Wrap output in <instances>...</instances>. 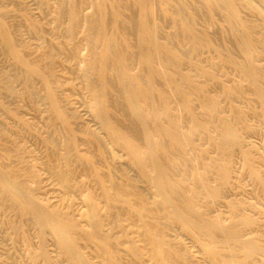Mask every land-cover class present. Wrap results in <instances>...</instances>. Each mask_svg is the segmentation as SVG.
Here are the masks:
<instances>
[{
	"label": "bare ground",
	"instance_id": "bare-ground-1",
	"mask_svg": "<svg viewBox=\"0 0 264 264\" xmlns=\"http://www.w3.org/2000/svg\"><path fill=\"white\" fill-rule=\"evenodd\" d=\"M41 1L46 4L48 0ZM88 1L61 3L55 20L67 34L66 43L48 46L36 61L20 53L17 40L0 15V41L13 55L15 64L32 80H41L55 134L61 133V127L66 131L60 147L57 138L45 142L48 166L65 192L67 209L53 207L41 198L40 175L35 165L22 170L6 163L19 152V145L4 148L6 162H0V195L5 198L0 199V215L15 212V218L7 220L12 239L26 244L31 264H56L49 253L48 236L71 264H183L182 255L169 238V226L175 224L201 241L214 263L264 264V235L247 232L258 227L261 218L240 212L241 208L234 203H229L228 221L204 213L224 198L237 153L243 160L242 174L254 178L253 195L264 205L263 156L257 149L246 148L244 138L255 129L250 116H256L264 125V0H254L256 4L253 0H202L208 20L217 6L223 8L224 20L241 55L240 60L226 55L224 63L248 83L246 89L222 82L215 62L192 60L184 51L162 41L156 21L158 2L172 22L174 40L189 44L193 54L208 45L206 35L195 27V12H187V0H91L93 11L86 15L82 7ZM240 3L248 4L261 16V21L244 20ZM172 4L173 9H168ZM30 28L38 31L33 21ZM82 46L86 47V54L71 73L82 80L89 107L109 138L111 149L94 132L89 133L88 141L95 147H79V136L72 129L57 94L60 85L73 88V84L63 82L53 64L43 66L40 62L46 58L54 62L65 47L69 48L68 58L76 61ZM217 51L223 54L226 50ZM197 77L221 85L222 94L229 102V114H220L218 96L206 95L207 86L197 83ZM32 80L26 90L33 89ZM15 82L9 77L6 90L23 98L25 94L16 90ZM239 97L256 101L260 111H246L235 105ZM174 101L182 114L172 112ZM195 101L203 116L195 112ZM0 106L18 123L29 126L28 121L2 101ZM116 113L124 119H118ZM196 133L202 134L219 159H209L210 148L195 142ZM11 135L9 131L2 132L5 138ZM107 150L123 151L135 162L139 174L153 190V200L130 179L117 183L97 166V160ZM22 175L27 179L21 180ZM78 176L84 177L86 183L79 182ZM75 190H81L86 206L79 218L73 214ZM246 204L260 210L258 205ZM26 223L35 230V250ZM112 223L113 228L120 229L119 234L104 232ZM82 241L94 246L96 260L84 251ZM122 245L129 256L119 254Z\"/></svg>",
	"mask_w": 264,
	"mask_h": 264
},
{
	"label": "rangeland",
	"instance_id": "rangeland-1",
	"mask_svg": "<svg viewBox=\"0 0 264 264\" xmlns=\"http://www.w3.org/2000/svg\"><path fill=\"white\" fill-rule=\"evenodd\" d=\"M68 1L69 0H48L46 4H43L41 0H0V15L12 35L17 40L22 55L36 61L39 59L42 51L45 50V48L47 49L48 46L57 47L59 44H62L63 46L66 43L67 34L64 31L63 26L56 22L55 15L60 11L61 3H67ZM253 2L256 4L254 0ZM173 7L174 4L167 6L170 10H172ZM187 9L188 13L195 12V27L206 35L208 45L198 54H193L189 44H182L179 40H174L172 37V35H174L172 22L166 15L162 4L158 2L155 5V10L158 16L156 21L159 25L162 41L168 42L172 47H177L181 52L184 51L183 53H186L185 55L192 60H196L200 63H206L209 61L215 62L219 66L216 72L220 76L222 82L246 89L248 83L240 80V77L235 70L224 63V57L226 55H231L238 60H240L241 55L224 20L223 8L217 6L214 16L209 20L207 17V10L202 4V0H187ZM239 9L241 17L244 20L251 23H259L261 21V16L250 8L248 4L240 3ZM82 10L86 15H89L93 11L91 0L83 5ZM136 10V7H133V12L136 13ZM30 21H33L38 25V31L31 30ZM65 21L67 22V19H65ZM132 39L136 42L135 37ZM230 39L233 42H230ZM217 49H220V51L225 49L226 51H222L223 54H220ZM68 50V47L61 50L54 62H52L51 58L43 59L40 62L43 66L53 64L60 79L63 82L70 81L73 84V88H68L66 85H60L57 88V94L69 118L72 129L79 136V147L81 149H84L87 146L95 147L93 142L88 141L89 133L94 132L98 134L100 138H102L103 143L111 149L109 138L89 107L88 95L83 88L82 80L75 74L71 73L72 70L78 67L81 63V58L86 54V47H81L80 57L76 61H71L68 58ZM262 67H264V59L262 60ZM0 76H4V78L1 77L0 79V101H2L10 110H13L29 122V126L18 123L0 106V162H6V159L3 156L5 147L14 144L19 145V152L13 155L10 159H7L6 163L22 170H26L35 165L40 175L38 184L41 190V198L53 207L67 209L68 201L65 198V192L59 185L58 180L52 175L48 166V145L45 142L46 140L57 138L56 143L60 147L63 139L66 137V131L61 127V133L59 135L55 134L54 128L50 123L51 114L47 94L42 87L41 80L38 78L32 80L21 66L15 64L13 55L3 46L1 41ZM9 77L16 80L15 88L20 92H24L25 96L23 98L7 92L6 83ZM30 80H32L34 87L33 89L26 90L28 87L27 84ZM196 82L204 83L207 86L206 95L218 96L220 114H229V102L223 96L221 85L219 83L216 81L205 82L203 77H197ZM234 104L242 107L246 111H260L259 104L251 98L239 97L235 99ZM176 106L177 103L174 101L173 107L175 108L172 112L175 114H182V111ZM193 106L195 112L203 116L202 109L197 101L194 102ZM116 117L120 120L124 119L120 113H116ZM250 122L254 125L255 129L248 132V134H245V147L248 149L254 148L261 152L263 156L261 170L264 174V125L259 122L256 116H250ZM187 126L189 127V124H187L186 127ZM4 131L11 132L12 137H3L2 132ZM194 139L195 142L202 146L209 147V144L203 140L201 133H196ZM108 150L104 157L97 160V166H99L102 171L109 173L117 183H121L126 178L130 179L148 199L153 200V190L147 181L139 174L135 162L130 160L123 151L112 150L114 151L112 152L111 150ZM73 153L72 155H74ZM209 159H219V154L210 148ZM242 169V156L237 153L235 156L233 173L230 183L225 190L224 198L214 204L211 208L204 210V213L209 217L221 216L225 221H228L231 216L229 203H234L238 209L241 208L242 211L239 209L240 212L251 215L258 220L261 218L258 227L250 229L247 232L252 233L257 231L264 235V205L260 204L259 199L253 195L256 185L254 178L251 177L250 174H242ZM26 179L27 177L25 175L21 176V180ZM77 180L86 183V180L82 176H78ZM73 196L75 198L73 214L79 218L81 213L86 211V206L82 200L81 190H75ZM4 198L3 194L0 195L1 200ZM246 202L258 205L260 210L252 209V207H250L249 204H246ZM13 218H15L14 211H9L5 215H0V264H31L26 244L22 240L14 241L10 235V228L7 224V220ZM26 224L28 225L27 227H29L28 229L33 238L32 249L35 250L37 245L35 230L29 223ZM113 227H115L114 223L106 226L104 232L107 233L112 231L114 234H119L120 229ZM169 238L176 251L182 255L183 262L185 261L183 264H219L212 262L208 258L201 241L196 240L179 225L173 224L169 226ZM191 243L193 244V247ZM262 244L264 245V237L262 239ZM81 245L84 251L93 260L97 259L93 245L86 241H82ZM123 248L124 245L118 248L119 254L121 256H129ZM48 249L50 256L55 260L56 264H71L60 255L51 236H48ZM259 261L260 257L257 258V262ZM255 263L256 261L254 264Z\"/></svg>",
	"mask_w": 264,
	"mask_h": 264
}]
</instances>
